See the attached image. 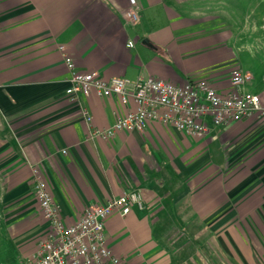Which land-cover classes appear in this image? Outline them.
<instances>
[{"label": "crops", "instance_id": "crops-1", "mask_svg": "<svg viewBox=\"0 0 264 264\" xmlns=\"http://www.w3.org/2000/svg\"><path fill=\"white\" fill-rule=\"evenodd\" d=\"M136 1L139 18L131 23L123 16L129 0H0V264H24L47 232L33 165L66 224L87 206L141 193V206L105 220L108 245L128 264H216L212 256L223 262L227 252L228 264H241L248 244L236 218L264 217V116L210 126L199 139L158 120L142 131L89 137L91 127L107 126L135 104L131 96L125 103L117 95L68 96L64 56L104 77L153 75L173 83L203 77L219 90L229 88L238 66L252 75L243 88L264 105V2H249L250 17L241 22L235 0ZM214 138L225 145L220 163L203 159ZM227 167L237 170L233 179ZM247 201L253 203L244 209ZM182 218H202L208 228L202 231L215 232L204 242L211 254L179 257L189 243L163 239L183 227ZM256 229L263 233L264 224ZM229 232L234 238L226 240ZM262 248L264 241L255 240L253 255L247 251L253 264H264Z\"/></svg>", "mask_w": 264, "mask_h": 264}, {"label": "built area", "instance_id": "built-area-1", "mask_svg": "<svg viewBox=\"0 0 264 264\" xmlns=\"http://www.w3.org/2000/svg\"><path fill=\"white\" fill-rule=\"evenodd\" d=\"M123 16L131 23L139 18L138 3L129 0ZM127 45L132 46L129 40ZM61 48H63L61 46ZM68 69L65 93L71 98L117 95L121 102L131 96L135 106L105 127H91L89 137L111 138L117 130L142 131L148 121L169 123L193 138H203L210 126L223 127L231 121L257 114L264 116V105L257 94L243 88L252 75L236 66L230 70L229 88L219 90L209 79H187L173 83L153 75L104 77L98 70H78L64 56ZM82 118L90 124L92 115L83 107ZM32 185L48 229L24 264H128L113 253L105 236V220L113 212L126 214L133 204L142 205L138 190L124 191L106 201L87 206L72 223L59 216L46 179L37 165L31 167Z\"/></svg>", "mask_w": 264, "mask_h": 264}, {"label": "rangeland", "instance_id": "rangeland-1", "mask_svg": "<svg viewBox=\"0 0 264 264\" xmlns=\"http://www.w3.org/2000/svg\"><path fill=\"white\" fill-rule=\"evenodd\" d=\"M253 1H256V0H235L234 1L236 3L234 10L236 9L237 13L239 14V16L236 17L237 20H240L241 22H245V20H247V18L250 17L249 12L252 10L251 8H252V5L254 3L251 6H249V2H253ZM260 1L261 0H259V2ZM263 2H264V0H263ZM249 7H250V9H249ZM259 9L264 10V5H261ZM259 16L260 17L264 16V12L260 13ZM260 34H262V33H260ZM261 43H262L261 47H263L262 49L264 50V41ZM224 146L225 145L223 143H221L217 138L210 139L204 145V150L206 151L205 152L206 154L203 156V159H206L207 156L210 159V156H211V159H212L211 161L220 163V161L223 160V157H224V153H223L224 152L223 151ZM204 163H206V162H204ZM234 171H237V170L230 168V167L226 168L225 176L227 177V179H233L234 176L232 174ZM214 172H215V170L213 168H211L209 170V174H208L209 177H213ZM247 177H248L247 179L252 180L253 179V172H251V174H249ZM244 203H246V204L244 205L243 208L246 209V208H249V205H251L253 202L247 201ZM232 219H234V218H232ZM240 219H241V221L236 218V222H238L242 225L241 226V239H242L243 243L248 244V247H247L248 250H245L242 247V250H241L242 254L240 256L241 257V264H253L251 262L249 256L247 255V251L251 252L253 255V241H255V240L264 241V232L261 233V232H259V229H258V231L256 229L257 226L264 224V217H260V218L257 217L256 218L253 216L252 213L249 212V214L242 216V218H240ZM232 222L233 221L231 220V222L228 225H230V224L232 225ZM179 224L183 225V227H181L182 230H181V228H179L180 229L179 231L174 232V229H172L163 235V239L166 240L167 242H169V240H173V241L176 240L179 242H188L189 248H190V245L192 246L190 249L188 248V250L185 249L183 251V253L181 255H179V257L180 256L184 257L186 252H188L187 254H190L193 252L195 256H197V254H200V255H203V254L207 255L208 253L211 254L212 250H209L208 248H206L204 245V242L209 241L211 236H216V234L213 231H211L210 233L202 231L203 226L205 228H207L205 226V225H207V223L203 222L202 218H194L190 222L186 218H182L179 221ZM185 227H188V229H185ZM238 233H240V231H238ZM229 235H230V238H232V237L234 238L233 232H229V234L225 235L226 240H230ZM232 252H233V250H232ZM259 253H260V257L263 256V262H264V249L262 248ZM228 255L229 254L227 252L226 258L222 257L223 262L221 261V258L219 259V257L217 255L212 256L211 261L216 263V264H228V262H227V260L229 259ZM220 257H221V253H220Z\"/></svg>", "mask_w": 264, "mask_h": 264}]
</instances>
